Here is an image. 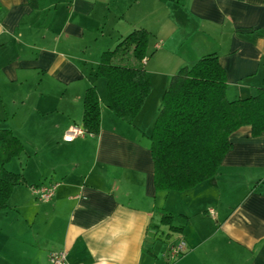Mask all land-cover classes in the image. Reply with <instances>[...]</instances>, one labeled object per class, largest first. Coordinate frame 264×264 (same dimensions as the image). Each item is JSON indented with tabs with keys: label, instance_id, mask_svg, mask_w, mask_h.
Masks as SVG:
<instances>
[{
	"label": "crops",
	"instance_id": "0c3cea01",
	"mask_svg": "<svg viewBox=\"0 0 264 264\" xmlns=\"http://www.w3.org/2000/svg\"><path fill=\"white\" fill-rule=\"evenodd\" d=\"M138 28L149 32L152 86L129 123L108 109L95 73L102 53ZM209 53L229 100L254 95L264 0H0V129L22 144L5 165L20 181L0 210V264H49L57 250L69 264H264V132L230 135L216 174L190 189L154 184L149 136L163 92ZM89 86L99 132L65 141L68 127H82ZM50 181L53 198L38 201L30 186ZM165 210L180 229L162 224ZM178 241L184 250L170 260Z\"/></svg>",
	"mask_w": 264,
	"mask_h": 264
},
{
	"label": "trees",
	"instance_id": "16d2710c",
	"mask_svg": "<svg viewBox=\"0 0 264 264\" xmlns=\"http://www.w3.org/2000/svg\"><path fill=\"white\" fill-rule=\"evenodd\" d=\"M149 32L134 29L112 50L101 55L95 76L105 79L106 106L131 123L151 90L143 67ZM128 61H131L129 63ZM226 77L215 53L199 58L175 73L164 90L150 138L154 184L158 189L184 191L213 177L231 147L230 135L248 127L256 136L264 132V80L254 95L229 100ZM82 128L100 129V100L94 86L83 97ZM22 144L8 129H0V210L7 208L20 174L6 169ZM173 214L163 211L161 222L172 230Z\"/></svg>",
	"mask_w": 264,
	"mask_h": 264
},
{
	"label": "built area",
	"instance_id": "2783aa9c",
	"mask_svg": "<svg viewBox=\"0 0 264 264\" xmlns=\"http://www.w3.org/2000/svg\"><path fill=\"white\" fill-rule=\"evenodd\" d=\"M84 132L82 127L72 125L67 128L63 135L65 141H71L75 137L82 135ZM58 182L50 181L47 184H36L30 186L31 192L35 195V198L41 202L51 201L55 194ZM184 250V243L178 241L170 245L168 248V257L170 260L176 259ZM49 264H69L66 259L65 250L51 251L48 255Z\"/></svg>",
	"mask_w": 264,
	"mask_h": 264
},
{
	"label": "rangeland",
	"instance_id": "374dc122",
	"mask_svg": "<svg viewBox=\"0 0 264 264\" xmlns=\"http://www.w3.org/2000/svg\"><path fill=\"white\" fill-rule=\"evenodd\" d=\"M101 81L102 82H104V80L103 79H101ZM16 162V160H14L12 163H15ZM11 167V166H10ZM8 169H9V167H8ZM10 170V169H9Z\"/></svg>",
	"mask_w": 264,
	"mask_h": 264
}]
</instances>
